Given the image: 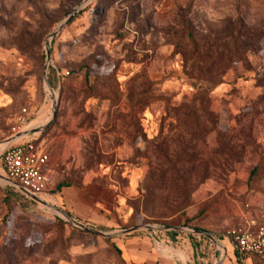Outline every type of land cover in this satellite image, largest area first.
I'll list each match as a JSON object with an SVG mask.
<instances>
[{
  "label": "rangeland",
  "instance_id": "obj_1",
  "mask_svg": "<svg viewBox=\"0 0 264 264\" xmlns=\"http://www.w3.org/2000/svg\"><path fill=\"white\" fill-rule=\"evenodd\" d=\"M84 1L0 0V145L38 130L41 201L153 229L97 237L0 181V264H131L155 242L228 264L227 232L264 224V0H91L51 41V96L45 41Z\"/></svg>",
  "mask_w": 264,
  "mask_h": 264
},
{
  "label": "built area",
  "instance_id": "obj_2",
  "mask_svg": "<svg viewBox=\"0 0 264 264\" xmlns=\"http://www.w3.org/2000/svg\"><path fill=\"white\" fill-rule=\"evenodd\" d=\"M24 124V120H22ZM18 132L4 142L0 151V176L8 185L22 188L29 195L41 199L47 193L46 170L50 155L37 143L36 134ZM226 239L240 258H252L264 264V224L245 223L229 230Z\"/></svg>",
  "mask_w": 264,
  "mask_h": 264
},
{
  "label": "water",
  "instance_id": "obj_3",
  "mask_svg": "<svg viewBox=\"0 0 264 264\" xmlns=\"http://www.w3.org/2000/svg\"><path fill=\"white\" fill-rule=\"evenodd\" d=\"M91 0H85L83 5L79 8H76L56 29L53 33H51V35L47 38V40L45 41V56H46V68H45V73H44V83H45V86L48 88L49 90V93L51 96H53V92L51 90V88L49 87V85L47 84V70H48V63L50 61V49H51V41L54 39V37H56L62 30L63 28L68 24L70 23L75 17L76 15L82 10L84 9L89 3H90ZM57 110H58V106H57V103L54 102L53 104V115H52V119L51 121L48 123L47 126L51 125L53 123V121L56 119V115H57ZM39 131L38 130H29L26 132L27 135H32V134H37ZM13 139L10 140V142H12ZM1 151V150H0ZM0 179L3 180L4 182L5 179L3 177L0 176ZM7 183V182H6ZM15 186V185H13ZM17 189L23 193L25 196H27L28 198H30L32 201L36 202L37 204L43 206L44 208L46 209H49V210H52L56 213H58L65 221H67L69 224H71L73 227L85 232V233H88V234H91V235H94V236H97V237H101V238H104V239H110L112 237H117V236H123V235H129L131 233H134V232H137L139 230H146V231H150L152 230L153 228L152 227H149V226H145V227H142V228H133V229H129V230H126V231H122V232H119V233H114V234H105V233H102V232H99V231H96V230H93L81 223H78L77 221H75L74 219H72L70 216L66 215L65 213L51 207L50 205H48L47 203L41 201L40 199L38 198H35L31 195H29L27 192H25L22 188L20 187H17ZM161 231H165V232H168L169 229L167 228H162L160 229ZM193 234L195 235H198V236H203V237H206L208 238L209 240L211 241H214V238L209 235V234H206L204 232H200V231H192ZM224 251H225V248L223 247ZM218 264H222V261H220V263Z\"/></svg>",
  "mask_w": 264,
  "mask_h": 264
},
{
  "label": "crops",
  "instance_id": "obj_4",
  "mask_svg": "<svg viewBox=\"0 0 264 264\" xmlns=\"http://www.w3.org/2000/svg\"><path fill=\"white\" fill-rule=\"evenodd\" d=\"M46 172H47V170H46ZM182 241H183L182 242L183 244L186 242L185 240H182ZM167 243H169V242H167ZM230 245L233 248L232 249L233 258H231L230 260H227L228 264H237V263H239V264H255V260L252 258H240L238 256L237 252L235 251L233 245L231 243H230ZM152 247H153V252H151V253L147 252V253H144L141 255L138 253L137 255H135L134 257L131 258L130 263L131 264H177V263L183 264L182 262H184L185 264H187L185 254L183 252H181L180 250H174L172 248H168V247H164V246L158 247V244L156 242H155V245H153ZM163 249L173 251L174 256H172L169 253H164ZM225 251H226V248H225ZM176 255H181L182 259H178L177 257H175ZM204 264H206V263H204ZM222 264H226V262H222Z\"/></svg>",
  "mask_w": 264,
  "mask_h": 264
},
{
  "label": "trees",
  "instance_id": "obj_5",
  "mask_svg": "<svg viewBox=\"0 0 264 264\" xmlns=\"http://www.w3.org/2000/svg\"><path fill=\"white\" fill-rule=\"evenodd\" d=\"M56 74V72L54 71V70H51V72L49 73V76H48V82H49V85L51 86V82H50V76H54ZM85 81H86V83L88 84V78L86 77L85 78ZM74 185H70V184H59L57 187H56V190L57 191H60L61 189H64V188H71V187H73ZM68 215V214H67ZM69 216V215H68ZM119 253H120V251H118Z\"/></svg>",
  "mask_w": 264,
  "mask_h": 264
},
{
  "label": "bare ground",
  "instance_id": "obj_6",
  "mask_svg": "<svg viewBox=\"0 0 264 264\" xmlns=\"http://www.w3.org/2000/svg\"><path fill=\"white\" fill-rule=\"evenodd\" d=\"M46 91L49 93V90H48L47 87H46ZM3 147H4V143H2V144L0 145V150H1ZM0 181H1V182H4V181L1 180V179H0ZM163 252H164V253H169V254H171L172 256H174V253H173V251H171V250L163 249ZM177 254H178V253H177ZM175 257H177L178 259H182V256H181V255H176Z\"/></svg>",
  "mask_w": 264,
  "mask_h": 264
}]
</instances>
